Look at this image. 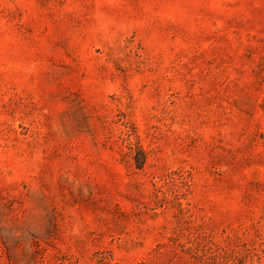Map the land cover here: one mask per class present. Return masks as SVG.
I'll return each instance as SVG.
<instances>
[{"label":"rangeland","instance_id":"obj_1","mask_svg":"<svg viewBox=\"0 0 264 264\" xmlns=\"http://www.w3.org/2000/svg\"><path fill=\"white\" fill-rule=\"evenodd\" d=\"M0 264H264V0H0Z\"/></svg>","mask_w":264,"mask_h":264}]
</instances>
